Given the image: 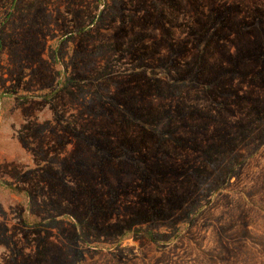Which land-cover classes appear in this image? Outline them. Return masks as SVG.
I'll use <instances>...</instances> for the list:
<instances>
[{"label":"rangeland","instance_id":"rangeland-1","mask_svg":"<svg viewBox=\"0 0 264 264\" xmlns=\"http://www.w3.org/2000/svg\"><path fill=\"white\" fill-rule=\"evenodd\" d=\"M0 264H264V0H0Z\"/></svg>","mask_w":264,"mask_h":264},{"label":"trees","instance_id":"trees-1","mask_svg":"<svg viewBox=\"0 0 264 264\" xmlns=\"http://www.w3.org/2000/svg\"><path fill=\"white\" fill-rule=\"evenodd\" d=\"M150 237H153V236H150Z\"/></svg>","mask_w":264,"mask_h":264}]
</instances>
